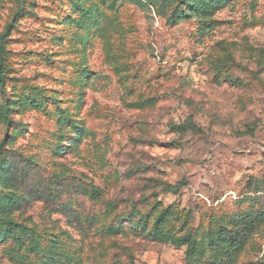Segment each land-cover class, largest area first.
I'll return each instance as SVG.
<instances>
[{"label":"rangeland","instance_id":"1","mask_svg":"<svg viewBox=\"0 0 264 264\" xmlns=\"http://www.w3.org/2000/svg\"><path fill=\"white\" fill-rule=\"evenodd\" d=\"M168 1L0 0V264H264V0Z\"/></svg>","mask_w":264,"mask_h":264},{"label":"trees","instance_id":"2","mask_svg":"<svg viewBox=\"0 0 264 264\" xmlns=\"http://www.w3.org/2000/svg\"><path fill=\"white\" fill-rule=\"evenodd\" d=\"M169 1L168 0H162V4H167ZM179 3L183 4L185 3V0H179ZM177 15L180 14L179 12L176 13ZM183 14V13H182ZM175 13L172 14L171 19L175 18ZM180 16L179 18H182L183 15H178ZM5 81L4 77L2 75V68L0 65V86L4 87ZM9 107L6 102L0 103V119L3 120H9ZM179 185L174 186V185H168L166 190L168 192H176L177 188ZM170 215L168 214H161L159 217L156 219L155 223V230H154V237L158 240H163V241H170L171 243L178 245V246H187L186 248V257L189 260H194V259H199L202 260L205 257V250L201 247V245L190 235V234H185L181 237H176L174 234L168 232V231H163L162 230V225L164 226L166 222V217ZM242 242L237 241L231 245V248H238Z\"/></svg>","mask_w":264,"mask_h":264}]
</instances>
